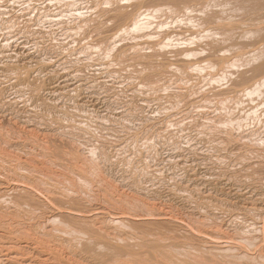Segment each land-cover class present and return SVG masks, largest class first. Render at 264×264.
Listing matches in <instances>:
<instances>
[{
	"label": "rangeland",
	"instance_id": "rangeland-1",
	"mask_svg": "<svg viewBox=\"0 0 264 264\" xmlns=\"http://www.w3.org/2000/svg\"><path fill=\"white\" fill-rule=\"evenodd\" d=\"M46 1L0 0V245L264 264V0Z\"/></svg>",
	"mask_w": 264,
	"mask_h": 264
},
{
	"label": "bare ground",
	"instance_id": "bare-ground-1",
	"mask_svg": "<svg viewBox=\"0 0 264 264\" xmlns=\"http://www.w3.org/2000/svg\"><path fill=\"white\" fill-rule=\"evenodd\" d=\"M27 1H28V0H27ZM34 1H35V0H34ZM47 1H48V0H47ZM47 1H46V3H48ZM24 2H25V1H23V4H24ZM29 2H30V0H29ZM29 2H28V3H29ZM26 3H27V2H26ZM41 5H42V7H44V4H41ZM2 6H3V5H2ZM2 6H0L1 9L4 8V7H2ZM26 6H27V5H26ZM45 6H46V4H45ZM48 6H49V5H48ZM45 8H46V7H45ZM43 10H44V9H43ZM45 10H46V9H45ZM33 11H34V10H33ZM67 11H68V10H67ZM72 11H73V9H72ZM72 11H71V12L69 11V13H73ZM0 12H2V11H0ZM47 12H48V11H47ZM64 12H65V11H64ZM4 13H5V12H4ZM48 13H50V12H48ZM51 13H52V12H51ZM53 13H54V12H53ZM61 13H62V12H61ZM61 13H60V15H62ZM65 13L67 14V12H65ZM69 13H68V14H69ZM68 14H67V15H68ZM45 15H46V14H45ZM71 15H72V14H71ZM78 15H79V14H78ZM54 16H55V15H54ZM72 16H74V15H72ZM263 16H264V15H263ZM48 17H49V16H48ZM51 17H52V16H51ZM58 17L60 18L61 16L58 15ZM58 17L55 16V18H58ZM63 17H65V16H62V18H63ZM74 17H75V16H74ZM53 18H54V17H53ZM53 18H52V19H53ZM59 18H58V19H59ZM66 18H67V17H66ZM255 18H257V17H255ZM255 18L252 19V20H255ZM74 19H75V18H74ZM259 19H260V17H258V20H259ZM54 20H55V19H54ZM54 20H53V21H54ZM59 20H60V19H59ZM59 20H58V21H59ZM255 21H256V20H255ZM251 22H253V21H251ZM58 23H59V22H57V24H58ZM73 23H74V22H73ZM60 24H61V22H60ZM67 24H68V23H67ZM70 24H71V23H70ZM70 24H69V25H70ZM72 25H73V24H72ZM131 26L134 28L135 24L133 23V24H131ZM67 28H68V27H67ZM76 28H77V27H76ZM66 30H67V29H66ZM69 30H70V29H69ZM75 30H76V29H75ZM131 30H132V28H131ZM257 30H259V29H257ZM257 30H256V31H257ZM40 31H41V29H40ZM263 31H264V29H263ZM43 32H44V31H43ZM69 32H70V31H69ZM69 32H68V33H69ZM72 32H74V31H72ZM127 32H128V31H127ZM131 32H132V31H131ZM26 33H27V32H26ZM26 33H25V34H26ZM46 33H47V32H46ZM70 33H71V32H70ZM78 33H79V31H78ZM250 33H252V32H250ZM259 33H260V32H259ZM72 34H73V33H72ZM73 35H74V34H73ZM254 35H256V34H254ZM251 36H253V34H252ZM53 37H54V36H53ZM68 37H69V36H68ZM68 37H67L66 39H68ZM71 37H72V36H71ZM84 37H85V36H84ZM257 37L259 38V37H261V36H259V34H258ZM262 37H263V36H262ZM54 38H55V37H54ZM59 38H60V37H59ZM76 38H77V37H76ZM86 39H87V38H86ZM261 39H262V38H261ZM69 40H70V38H69ZM262 40H263V41H262V43H263V42H264V39H262ZM65 41H66V40H65ZM81 41H82V40H81ZM78 42H79V41H78ZM55 43H56V40H55ZM254 43H255V41H254ZM57 44H58V43H57ZM57 44H56V45H57ZM73 44H75V43H73ZM79 44H80V43H79ZM89 44H90V43H89ZM4 46H5V44H4ZM88 46H89V45H88ZM5 47H6V46H5ZM253 47H254V46H253ZM88 49H89V48H88ZM88 49H87V50H88ZM256 49H257V48H256ZM262 49H264L263 46H262ZM78 50H79V49H78ZM258 50H259V49H258ZM64 51H66V50H64ZM254 51H255V50H254ZM263 51H264V50H263ZM79 52H81V51H79ZM83 52H84V51H83ZM86 52H87V51H86ZM256 52H257V50H256ZM256 52H253V51H252V53H254V54H256ZM258 52H259V51H258ZM260 52H262V51H260ZM88 53H89V52H88ZM263 53H264V52H263ZM90 56H91V55H90ZM86 58H87V57H86ZM86 58H85V59H86ZM91 59H92V58H91ZM91 59H89V60H91ZM89 60H88V61H89ZM93 60H94V59H93ZM100 64H101V63H100ZM102 65H103V64H102ZM100 68H101V67H100ZM8 76H9V74H8ZM12 78H13V77H12ZM251 95H252V93H251ZM249 96H250V95H249ZM250 97H251V96H250ZM214 120H215V119H214ZM23 175H24V174H23ZM24 176H25V175H24ZM29 177H30V176H29ZM20 178H21V177H20ZM21 179H22V178H21ZM23 179H24V182H25V178H23ZM26 180H27V177H26ZM27 181H28V180H27ZM25 184H26V183H25ZM28 184H29V182H27V185H28ZM1 185H2V184H1ZM29 186H31V185L29 184V185L26 186V187H29ZM39 186H40V185H39ZM39 186H38V187H39ZM26 187H25V190H26ZM31 187L33 188V186H31ZM43 187H44V186H43ZM20 188H21V186H20ZM44 188H45V187H44ZM21 189H22V188H21ZM21 189H20V190H21ZM30 189H31V188H29V190H30ZM34 189H36V188H34ZM17 190H19V189L17 188ZM27 190H28V189H27ZM31 191H32V190H31ZM31 191H30V193H31ZM36 191H37V190H36ZM39 191H40V189H39ZM39 191H37L36 193H38ZM43 191H44V190H43ZM45 191H46V189H45ZM24 192H26V191H24ZM33 192H34V191H33ZM26 193H27V192H26ZM28 193H29V192H28ZM36 193H35V194H36ZM42 193H44V192H42ZM38 194H39V193H38ZM46 194H47V192H46ZM33 195H34V194H33ZM35 196H36V195H35ZM35 196H34V197H35ZM40 196L42 197L41 193H40ZM38 197H39V196H38ZM45 197H46V195H45ZM47 198H48V196L46 197V199H47ZM49 199H50V198H49ZM49 199H47V200L49 201ZM48 201H47V202H48ZM49 202H50V201H49ZM49 204H50V203H49ZM14 205H15V204H14ZM25 205H26V204H25ZM26 206H27V205H26ZM50 206H51V204H50ZM14 207L16 208V207H18V206H14ZM44 207H46V206H44ZM21 208H22V206H21ZM21 208H20V209H21ZM16 209H17V208H16ZM20 209H19V210H20ZM30 209H32V208H30ZM98 209H99V208H98ZM6 210H7V208H6ZM14 210H15V209H14ZM21 210H22V209H21ZM32 210H33V209H32ZM23 211H25V210H23ZM28 211H29V210H26V212H28ZM30 211H31V210H30ZM33 211H35V210H33ZM33 211H32V212H33ZM8 212H9V211H8ZM14 212H15V211H14ZM18 212H19V211H18ZM18 212H17V213H18ZM21 212H22V211H21ZM26 212H25V215L27 214V217H28V213H26ZM32 212H29V214L32 213ZM36 212H37V211H36ZM52 212H53V211H52ZM92 212H93V211H92ZM19 213H20V212H19ZM19 213H18V214H19ZM39 213H40V212H39ZM13 214H14V213H13ZM13 214H12V215H13ZM15 214H16V213H15ZM40 214H41V213H40ZM91 214H92V213H91ZM116 214H117V213H116ZM21 215H23V212H22ZM33 215H34V214H33ZM33 215H32V216H33ZM45 215H46V214H45ZM95 215H96V214H95ZM30 216H31V214H30ZM37 216H38V218H36ZM39 216H40V215H36L35 218H36V219H39ZM23 217H24V215H23ZM33 217H34V216H33ZM40 217H41V216H40ZM81 217H82V216H81ZM114 217H115V216H114ZM35 218H32V219L35 220ZM45 218H46V217H45ZM86 218H87V217H86ZM94 218H96V217H94ZM110 218H111V217H110ZM28 219H29V218H28ZM32 219H31V220H32ZM114 219H115V218H114ZM118 219H119V218H118ZM45 220H46V219H45ZM45 220H44V224L47 223V222H45ZM50 220H51V218H50ZM26 221H27V220H26ZM29 221H30V220H29ZM29 221H28V222H29ZM35 221H36V220H35ZM46 221H48V220H46ZM111 221H112V220H111ZM111 221H110V222H111ZM114 221H115V220H114ZM10 222H12V221H10ZM10 222H9V223H10ZM21 222H22V221H21ZM21 222H20V223H21ZM30 222H32V221H30ZM38 222H39V221H38ZM40 222L42 223V221H40ZM9 223H7V224L9 225ZM17 223H18V222H17ZM20 223H18V224L20 225ZM22 223H23V222H22ZM34 223H35V222H34ZM36 223H37V222H36ZM41 223H40V224H41ZM49 223H50V221L48 222V224H49ZM91 223H92V222H91ZM94 223H95V222H94ZM114 223H115V222H114ZM117 223H118V222H117ZM3 224L6 225L4 222H3ZM14 224H15V223H14ZM18 224H17V225H18ZM38 224H39V223H38ZM98 224H99V223H98ZM8 225H6V227H7ZM12 225H13V224H12ZM19 225H18V226H19ZM21 225H22V224H21ZM32 225L34 226V224H32ZM36 225H37V224H36ZM36 225H35V228H36V230H37V229H39V228H37V227H39L40 225L37 226V227H36ZM52 225H53V224H52ZM94 225H95V224H94ZM1 226H2V225H1ZM13 226H16V225H13ZM18 226L15 227V228H18ZM28 226H29V223H28ZM30 226H31V225H30ZM44 226H45V225H44ZM46 226H47V224H46ZM99 226H100V225H99ZM257 226H258V225H257ZM6 227H5V228H6ZM9 227H10V226H9ZM11 227H12V226H11ZM11 227H10V228H11ZM21 227H23V226H21ZM21 227H20V228H21ZM254 227H255V226H253V227L250 226V229H251V228H254ZM2 228H3V226H2ZM20 228H18V229H20ZM35 228H33V230H34ZM40 228H41V226H40ZM42 228H43V227H42ZM97 228H98V227H97ZM257 228H258V227H257ZM7 229H8V227H7ZM24 229H25V227L22 228L23 231H24ZM29 229H32V228H29ZM52 229H53V228H52ZM4 230L7 231L6 229H4ZM13 230H14V229H13ZM25 230H26V229H25ZM36 230H35V231H32V232L34 233V232H36ZM40 230H41V229H39V231H40ZM42 230L44 231L45 229H42ZM53 230H54V229H53ZM71 230H72V229H71ZM71 230H70L71 233H69V231L67 232V233H69L70 235H72V232H73V231H71ZM248 230H249V229H248ZM8 231H10V230L8 229ZM11 231H12V230H11ZM16 231H17V230H16ZM37 231H38V230H37ZM43 231H42V232H43ZM46 231H50V230H46ZM66 231H67V230H66ZM75 231H76V230H75ZM75 231H74V232H75ZM101 231H102V229H101ZM252 231H253V230H252ZM12 232H13V231H12ZM24 232H27V230L24 231ZM30 232H31V231H28V234H29ZM50 232H51V231H50ZM4 233H5V232H4ZM36 233H37V232H36ZM36 233H35V234H36ZM44 233H45V232H44ZM51 233H52V232H51ZM64 233H66V232H64ZM75 233H76V232H75ZM77 233H78V232H77ZM77 233H76V234H77ZM2 234H3V233H2ZM8 234H9V236H10L11 233H8ZM8 234H7V235H8ZM13 234H15V235H14V237H15V236H16V232H14ZM13 234H11L12 237H13ZM18 234H19V233H17V236H18ZM28 234H27V235H28ZM31 234H32V233H31ZM45 234H46V233H45ZM53 234H54V233H53ZM248 234H250V233H248ZM0 235H1V234H0ZM19 235H20V234H19ZM23 235H25V234L23 233ZM23 235H22V236H23ZM27 235H26V236H27ZM38 235H40V233H38ZM65 235H66V234H65ZM67 235H68V234H67ZM2 236H6V234H4V235H2ZM20 236H21V235H20ZM20 236H19V237H20ZM26 236H24V237L27 238L28 236H27V237H26ZM31 236H34V234L31 235ZM42 236H44V235H41V237H42ZM72 236H73V235H72ZM74 236H75V235H74ZM74 236H73V237H74ZM29 237H30V236H29ZM29 237H28V240H29ZM39 237H40V236H38L37 238H39ZM67 237H68V236H67ZM15 238L17 239V237H15ZM35 238H36V237H35ZM42 238H43V237H42ZM42 238H41V239H42ZM44 238H45V236H44ZM53 238H56V237H53ZM247 238H248V237H247ZM249 238H251V236H250ZM252 238H253V237H252ZM1 239H3V238H1ZM5 239H6V238H5ZM5 239H4V242H5ZM18 239H19V238H18ZM31 239H33V237H31ZM31 239H30V240H31ZM39 239H40V238H39ZM41 239H40L39 241H37V239H35V240L37 241V243H38V242L40 243ZM48 239H49V238H48ZM67 239H68V238H67ZM69 239H70V238H69ZM69 239L67 240V241H68L67 243L70 242ZM245 239H246V238H245ZM14 240H15V239H14ZM14 240H11V242L14 241ZM21 240H23V239L20 238V241H21ZM33 240H34V239H33ZM51 240H52V239H51ZM51 240H50V241H51ZM54 240H55V239H54ZM59 240H60V239H59ZM70 240H71V239H70ZM238 240H239V239H238ZM241 240H242V239H241ZM243 240H244V238H243ZM249 240H251V239H249ZM249 240H248V242H249ZM253 240H254V239H253ZM253 240H252V242H253ZM7 241H9V239H8ZM24 241H25V240H24ZM26 241H27V240H26ZM45 241H48L47 238H45ZM64 241H65V240H64ZM71 241H72V240H71ZM113 241H114V240H113ZM245 241H247V240H245ZM16 242H17V240H16ZM16 242L14 241V243H16ZM43 242H44V241H43ZM43 242H41V243H43ZM54 242H55V241H54ZM57 242L60 244L61 242H63V239H62L61 242L58 241V239H57ZM242 242H244V241H242ZM14 243H12V244H14ZM24 243H25V242H24ZM35 243H36V242H35ZM35 243H34V244H35ZM39 243H38V245L41 246L42 244H39ZM49 243H50V242H49ZM58 243H57V244L55 243V244L58 245ZM64 243H65V242H64ZM70 243H71V242H70ZM253 243H254V242H253ZM253 243H252V244H253ZM21 244H22V243H21ZM28 244H29V243H28ZM50 244H52V243H50ZM240 244H241V243H240ZM244 244H245V243H244ZM248 244H249V243H248ZM248 244H246V245H248ZM252 244H251V245H252ZM8 245H9V244H8ZM8 245H7V246H8ZM10 245H11V244H10ZM18 245H19V243H18ZM35 245H36V244H35ZM65 245H66V244H65ZM68 245L71 246V244H68ZM221 245H222V243H221ZM224 245H227V244H224ZM251 245H250V246H251ZM0 246H2V243H1ZM13 246H14V245H13ZM20 246H21V245H20ZM22 246H23V244H22ZM28 246H29V245H28ZM30 246H31V245H30ZM30 246H29V247H30ZM33 246H34V245H33ZM43 246H44V243H43ZM47 246H48V244H47ZM50 246H51V245H50ZM50 246H48L49 249H51ZM58 246H63V247H64V244H63V245H58ZM229 246H230V245H229ZM232 246H233V245H232ZM232 246H231V247H232ZM4 247H5V246H4ZM4 247L2 246V247H0V249H1V250H2V249L5 250V252H3V254H2V257H3V259H4L5 261L9 262V261H11V260H15V259L17 260V259H19L18 257H21V256H18V257L15 256V254H18V253L21 252V251L19 250L20 247L15 248V249L12 248V247H11V248H8L9 246H8L7 248H4ZM15 247H16V246H15ZM26 247H27V246H26ZM66 247H69V246H66ZM235 247H236V246H235ZM248 247H249V246H248ZM24 248H25V246H24ZM27 248H28V247H27ZM27 248H25V249H27ZM41 248H43V247H41ZM61 248H62V247H60V249H61ZM242 248H243V247H242ZM12 249L16 250V253L11 252L10 250H12ZM25 249L22 248V250H25ZM43 249H44V248H43ZM47 249H48V248H47ZM56 249H57V248H56ZM58 249H59V248H58ZM65 249H66V248H65ZM70 249H73V248H70ZM74 249H75V248H74ZM233 249H235V248L233 247ZM236 249H237V248H236ZM1 250H0V251H1ZM39 250H40V249H39ZM61 250H62V249H61ZM63 250H64V248H63ZM66 250L68 251L69 249L67 248ZM29 251H30V250H29ZM29 251H27V252H29ZM51 251H52V253H54V252H53V249H52ZM67 251H66V252H67ZM23 252H24V251H23ZM25 252H26V251H25ZM27 252H26V254H28ZM33 252H34V251H33ZM33 252H32V255H33ZM35 252H36V251H35ZM37 252H38V251H37ZM40 252H44V250H43V251L40 250ZM40 252H39V253H40ZM56 252H58V251L56 250L55 253H56ZM70 252H71V250H70ZM72 252H73V251H72ZM1 253H2V252H1ZM1 253H0V255H1ZM39 253H38V255H39ZM44 253H45V252H44ZM52 253H51V254H52ZM55 253H54V254H55ZM246 253H247V251H246ZM260 253H261V252H260ZM41 254H42V253H41ZM64 254H65V253H64ZM68 254H69V252H68ZM72 254H73V253H72ZM243 254H244L243 256H245V253H243ZM21 255H22V253H21ZM38 255H36V256L38 257ZM43 255H44V254H43ZM55 255H56V254H55ZM246 255H247V254H246ZM248 255H249V254H248ZM248 255H247V256H248ZM25 256H27V255H25ZM53 256H54V255H53ZM71 256H72V255H71ZM73 256H74V255H73ZM249 256H251V255H249ZM22 257H23V255H22ZM22 257H21V258H22ZM29 257H30V256H29ZM31 257H32V256H31ZM40 257H41V256H39V258H40ZM54 257H56V256H54ZM63 257H64V256H63ZM66 257H67V256H66ZM68 257H69V256H68ZM68 257H67V258H68ZM259 257H260V256H259ZM0 258H1V257H0ZM21 258H20V259H21ZM32 258L34 259V256H33ZM44 258H45V257H44ZM48 258H49V257H48ZM48 258L46 257V258H45V261H47ZM56 258H57V257H56ZM56 258H54V259H56ZM61 258H62V256H61ZM50 259H51V258H50ZM57 259H58V258H57ZM62 259H63V258H62ZM74 259H75V258H74ZM16 260H15V263L18 262V261H16ZM21 260H22V259H21ZM21 260H20V261H21ZM25 260H26V258H25ZM28 260H30V259H28ZM31 260H32V259H31ZM36 260H38V258H37ZM52 260H53V259H51V261H52ZM63 260H65V259H63ZM68 260H70V259H68ZM1 261H2V260H1ZM1 261H0V264H1ZM41 261H42V260H41ZM43 261H44V260H43ZM51 261H49V262H51ZM56 261H57V260H56ZM66 261H67V260H66ZM2 262H3V261H2ZM21 262H22V261H21ZM53 262H55V260H54ZM70 262H71V261H69V262H67V263H70ZM27 263H28V261H27ZM27 263H26V264H27ZM38 263H39V262H38ZM41 263H42V262H41ZM41 263H40V264H41ZM75 263H76V262H75ZM3 264H4V262H3ZM8 264H9V263H8ZM16 264H17V263H16ZM18 264H19V263H18ZM20 264H21V263H20ZM22 264H23V263H22ZM24 264H25V263H24ZM44 264H46V262H45ZM55 264H56V263H55ZM57 264H59V260H58ZM70 264H71V263H70ZM73 264H74V263H73ZM261 264H262V263H261Z\"/></svg>",
	"mask_w": 264,
	"mask_h": 264
}]
</instances>
